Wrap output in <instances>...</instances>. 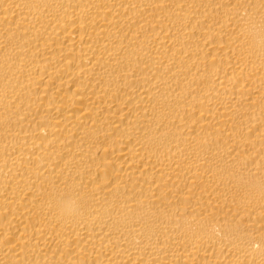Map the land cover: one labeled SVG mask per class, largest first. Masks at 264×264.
Here are the masks:
<instances>
[{
  "label": "bare ground",
  "instance_id": "6f19581e",
  "mask_svg": "<svg viewBox=\"0 0 264 264\" xmlns=\"http://www.w3.org/2000/svg\"><path fill=\"white\" fill-rule=\"evenodd\" d=\"M0 264H264V0H0Z\"/></svg>",
  "mask_w": 264,
  "mask_h": 264
}]
</instances>
